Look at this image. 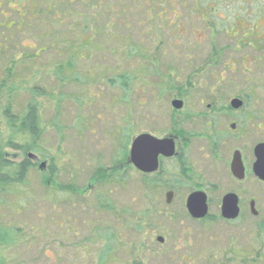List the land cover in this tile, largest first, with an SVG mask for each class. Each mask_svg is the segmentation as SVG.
I'll use <instances>...</instances> for the list:
<instances>
[{"label":"rangeland","instance_id":"1","mask_svg":"<svg viewBox=\"0 0 264 264\" xmlns=\"http://www.w3.org/2000/svg\"><path fill=\"white\" fill-rule=\"evenodd\" d=\"M5 1L13 7L20 1L26 7L32 3L37 17L49 0ZM93 1L78 0L69 6L71 18L61 27L43 25L45 31L52 30V39L36 38L40 36L37 31L25 33L23 38L18 35L23 45L35 48H47L63 37L75 46L84 37L89 15L87 22L92 20L89 24L101 28L105 40H110L93 38L92 59L81 62L77 68L81 74L71 86L52 83L49 73L55 59L50 50L32 61L31 69L24 63L18 65L14 113H20L30 101L33 88L44 94L37 97L43 129L40 154L23 155L5 148L11 132L4 117L5 83L1 88L6 67L0 59V154L12 162L28 155L35 158L24 184L0 195V264H97L107 243L105 230L114 239L111 245L116 254L109 264H129L132 258L142 260L138 264H264V259L261 263L251 261L259 250L264 251V238L255 239L252 231L257 222L246 209L234 222L223 223L217 218L218 202L228 193L243 203L254 200L260 218H264V185L250 176L240 185L227 177L217 183L213 177L203 184L198 182L201 187L193 182L183 184L169 190L173 192L169 205L165 203L167 191L163 187L156 192L143 188V177L132 167L120 178L122 182L101 187L89 181L97 167L111 164L120 145V139L114 140L116 133L122 141L129 138L128 150L140 134L162 139L173 132L179 114L171 103L183 100L176 98L178 88L190 85L188 99L192 101L245 95L251 100L252 112L264 110V0H212L206 7L202 4L206 12L210 11L206 17L192 10L193 0ZM85 3L88 8H83ZM84 9H88L86 13ZM213 11L216 32L206 28ZM3 13L5 23L17 20L15 11L6 4ZM44 21L51 24L50 18ZM109 22L111 26H105ZM100 44L111 52L99 54L96 48ZM132 46L138 55L116 61L114 57L126 55ZM54 47L63 46L59 43ZM145 65L150 67L149 74L137 75L124 96L110 72H132ZM50 86L54 98L45 95ZM256 141L257 134L250 137L251 143ZM189 153L196 154L193 142ZM49 159L56 169L53 183L63 189L68 185L77 190L86 188L85 197L43 185L47 171L40 170L39 164L45 162L48 168ZM195 191L209 199V220L203 225L185 210L187 196ZM100 203L109 208L101 211ZM148 209H155L157 215L144 219L142 213ZM141 219L142 230L135 233L132 226ZM16 229L20 233L16 234ZM6 231L15 235L11 244L5 238ZM158 237L163 238L162 244L157 243Z\"/></svg>","mask_w":264,"mask_h":264},{"label":"trees","instance_id":"2","mask_svg":"<svg viewBox=\"0 0 264 264\" xmlns=\"http://www.w3.org/2000/svg\"><path fill=\"white\" fill-rule=\"evenodd\" d=\"M50 1L55 3L50 4ZM78 0H49L47 4H45V8L41 9L40 13H37V17L35 16L33 7H35L32 3L31 6H25L23 1H20L19 3L15 4L16 6L13 7L10 6V2L5 0H0V18L2 19L0 23V40L3 42H0V59L5 61V82L3 80V83L1 84V88L4 89V86H2L5 83V92H6V98H7V104L5 106L4 111V117L6 120V123L9 127V130L11 132V136H9L8 140L5 142V148H9L13 151H16L20 154L26 155L27 153H34V154H40V139L43 134V129L40 127L41 117L39 115L40 113V106L37 102V97L44 96L39 91V89L33 88L30 90L31 97L29 98L30 101L26 103V105L22 108L20 113H14V101L17 99V95L15 94L16 91H18L19 86L17 84L18 81V72H16V69H19L18 65L20 63H24V66L27 67V69H31L32 61L39 60L43 58V53H48L49 50L54 56V62H52L50 66V73L49 76L52 77V83L58 87L61 86H67L72 85V81H75L77 76L81 74L80 71H78L77 68L82 64L81 62L83 60L90 61L92 59V40L94 37H98L101 40H104L105 42H109L110 40H105L106 37H104L103 30H100L101 28H95V25H90L87 22L88 16H82V18L86 17L85 21V32H83V38L80 41V43H77L75 46L70 44V41L68 40L66 42V37H63L61 40L60 38L57 40H53L50 44L47 45V48H35L33 45L25 46L23 45V42L18 39V35L23 38V35L28 32H34L37 31V34L40 32V36L36 38H51L52 39V33L50 31H45L43 28V25H49L50 28H53L52 26H58L61 27L62 23L65 21V19L68 21L70 15H72V10H69V6L74 4ZM90 2H94L93 0H88ZM240 2V0H238ZM248 1V0H247ZM208 3H213L212 0L208 2V0H193V7L192 10L201 15L202 17H206L210 11H205V8L202 7V4L206 7ZM5 4L12 9V11H15L17 20H11L5 23V15L3 13V9H5ZM59 4V8H55L56 5ZM83 8H88L89 4L85 3L82 4ZM81 6V7H82ZM14 8H16L14 10ZM200 8V10H198ZM111 7H109V10ZM208 9V8H207ZM88 9H84L83 12H87ZM91 10V9H90ZM70 11V12H69ZM28 12V13H27ZM71 13V14H68ZM213 13V16L210 15V19L207 21V27L208 29L215 31L218 30V27L213 25V19H216L215 12ZM43 17L39 18L38 15ZM260 15H258L259 17ZM50 18V23L48 24L45 22V19ZM93 19H95L94 16H92ZM108 20L111 18L108 17ZM212 19V20H211ZM207 19H204L206 21ZM40 21V22H39ZM87 22V23H86ZM76 25V24H75ZM105 26H111L110 22L109 24L106 23ZM73 27V26H72ZM224 27V26H223ZM104 29H107L105 27ZM211 32V31H210ZM19 37V38H20ZM108 39H110V36H107ZM60 40V41H59ZM59 43H62L63 47L55 48L54 46L59 45ZM63 43H66L63 45ZM100 44L96 49L100 53L104 52H111V51H105V48ZM51 48V49H50ZM126 51V55H118L116 58V61L119 60H128L134 55H138L139 52L135 50V47L132 46L131 48H128ZM118 54V52H116ZM130 55V56H129ZM57 60V63L55 62ZM78 66V67H77ZM154 66V64H152ZM150 67L144 66L142 69L138 67L132 72H117L116 70L112 73L110 76L114 78L115 83H119L120 87L123 88L124 96L129 92L128 87L133 83L134 79L137 75L140 76H146L150 72ZM16 72V73H15ZM108 76V75H107ZM52 84V85H53ZM9 85H14V87ZM51 88L48 93L45 95L48 97L54 98V92L53 87ZM191 86L189 85L187 89H185V93L188 94ZM182 90V89H181ZM179 88L177 89L176 98H182V91ZM32 99V100H31ZM120 139V145L116 150V153L111 161L110 165H107L105 167H97L93 174L91 175V179L89 180L92 182V184L100 185L101 187H105L106 185L113 184L115 181L122 182V179H120L125 171L131 168V165L128 164V151L127 145L129 143V138L126 137L122 141V137H117V133L114 136V140L119 141ZM43 156L40 158L42 159ZM43 160H46L44 158ZM49 166L47 168V178L43 180V185H46L49 189L54 188V190H60V192H65V194L72 195H78L79 197H85V194L87 193L86 188H82L80 190H77L73 185H68L67 188L63 189L61 186H58V184L53 183L54 177H55V166L51 162V159H49ZM34 168V165L31 161H29L27 158L23 159L20 162H12L4 158L0 154V195L5 194L8 195L13 190L20 188L28 175V173ZM156 177V176H155ZM155 177H148L144 176L142 178V187L145 189H149L150 191H155L161 187L164 191H169L170 189L168 186L163 184V181L161 179H155ZM88 188H91L88 186ZM144 193V192H142ZM101 200V199H99ZM101 202V201H100ZM109 207L106 203H100V210H106ZM144 219H149L152 216L157 215V212L155 209L152 210H146L142 213ZM144 219H141L139 222H135L132 226L133 231L135 233H139L142 230V226L144 223ZM172 219V218H170ZM208 216L201 220L197 221L201 223L202 225L205 224L208 221ZM216 220V219H215ZM221 220V219H219ZM20 229H16L15 233H20ZM105 230V237L107 239V243L104 246V249L102 250V253L99 257L97 264H109L112 263L115 260L116 254H113V247L111 245L112 240H114ZM13 231H6L5 232V238H7L10 241V244L14 241L15 235L12 234ZM252 234H254L255 239L257 241L264 238V220L257 225V223L254 225V230L252 231ZM110 237V238H109ZM9 244V245H10ZM131 248H133V245H131ZM259 250V249H258ZM255 259H251L252 262H259L264 259V251L259 250L257 255L255 256ZM4 262V260H3ZM7 261L5 260V263ZM139 258H132V261H130L129 264H138L141 263ZM4 264V263H2ZM91 264V263H90Z\"/></svg>","mask_w":264,"mask_h":264},{"label":"flooded vegetation","instance_id":"3","mask_svg":"<svg viewBox=\"0 0 264 264\" xmlns=\"http://www.w3.org/2000/svg\"><path fill=\"white\" fill-rule=\"evenodd\" d=\"M181 91L183 92V100H179L181 106L178 110L174 109L179 114L175 118L177 124L174 123L173 132H169L166 137L162 138L173 140L174 155L170 158L159 156L157 171L152 174L140 173V175L152 178L156 176L155 179H161L164 185L174 189L192 182L201 187L205 180L211 177L214 178L213 181L216 180V183L222 181L223 177H227L232 183L240 185L250 176L257 183L264 185V182L254 176L252 170L256 160L254 149L259 144H264V113L262 112L264 110L252 112L249 108L251 100L245 95L240 96V99L237 97L229 100L192 101L188 99L190 95L185 93V89ZM233 100H237L238 103L233 104ZM256 134L257 141L251 143L250 137ZM191 142L195 144L197 155L189 153ZM27 159L35 160L33 157ZM39 165L40 170L47 171L45 162ZM239 177H242V180H239ZM236 197L239 210L237 218L234 220L222 218L220 212L222 197L217 205L218 219H221L223 223L234 222L241 219V214L246 209L257 225L264 220L260 218L254 200L243 203L237 195ZM251 203H253L256 215H253L251 211Z\"/></svg>","mask_w":264,"mask_h":264},{"label":"water","instance_id":"4","mask_svg":"<svg viewBox=\"0 0 264 264\" xmlns=\"http://www.w3.org/2000/svg\"><path fill=\"white\" fill-rule=\"evenodd\" d=\"M232 103L236 104L238 101L233 100ZM171 106L173 109L178 110L181 103L178 100H174ZM234 106L237 107L238 105ZM174 150V142L171 139H157L149 134H140L130 143L128 164L141 174H152L158 169V157L170 158L174 155ZM28 156L33 157L32 155ZM254 156L256 160L252 168L253 174L258 180L264 182V144L256 146ZM232 171L236 177L234 169ZM238 179L242 180V177ZM172 198L173 194L167 192L165 194V203L169 205ZM185 209L192 220H203L208 214L206 195L202 192L190 193L185 200ZM251 211L253 215H256L253 203H251ZM220 212L224 219L234 220L237 218L239 210L236 195L227 194L222 198ZM156 240L159 244L163 243L162 237H158Z\"/></svg>","mask_w":264,"mask_h":264}]
</instances>
